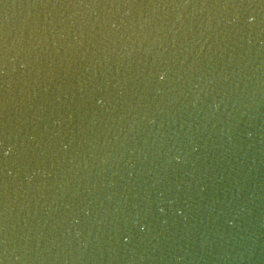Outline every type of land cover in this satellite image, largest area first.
Listing matches in <instances>:
<instances>
[{
  "label": "water",
  "instance_id": "water-1",
  "mask_svg": "<svg viewBox=\"0 0 264 264\" xmlns=\"http://www.w3.org/2000/svg\"><path fill=\"white\" fill-rule=\"evenodd\" d=\"M0 264H264V0H0Z\"/></svg>",
  "mask_w": 264,
  "mask_h": 264
}]
</instances>
